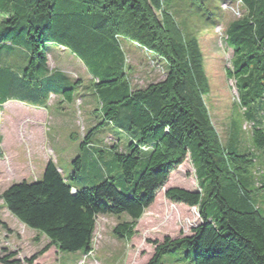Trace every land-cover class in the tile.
Instances as JSON below:
<instances>
[{"label":"trees","instance_id":"obj_1","mask_svg":"<svg viewBox=\"0 0 264 264\" xmlns=\"http://www.w3.org/2000/svg\"><path fill=\"white\" fill-rule=\"evenodd\" d=\"M229 2L246 8L228 24L225 42L233 53L226 75L235 80L252 129L249 148L223 145L205 100L210 84L200 41L184 32L163 0H0V48L7 54L21 48L29 61L23 76L0 67V94L70 97L75 86L62 85V73H49L46 44L67 47L91 74L104 119L129 139L122 151L117 143L109 146L121 164L124 189L112 177L76 188L49 160L40 179L13 183L0 194L14 217L48 239L27 262L52 246L90 253L100 215L122 219L113 233L131 239L158 191L190 158L199 190L170 187L165 196L197 207L201 222L189 236L156 242L146 264L183 244L193 249L188 255L194 264H264V170L257 171L259 179L251 176L264 154V0ZM124 38L165 63L163 79L144 88L130 84ZM14 255L0 256V263L19 264Z\"/></svg>","mask_w":264,"mask_h":264},{"label":"rangeland","instance_id":"obj_2","mask_svg":"<svg viewBox=\"0 0 264 264\" xmlns=\"http://www.w3.org/2000/svg\"><path fill=\"white\" fill-rule=\"evenodd\" d=\"M163 1L184 32L193 31L200 41L210 84L205 100L223 145L251 147V126L244 122L235 80L226 75L233 58L232 50L225 42L226 28L231 21L244 16L246 8L230 0ZM157 14L161 17L160 12ZM217 19L219 23L214 26ZM122 44L126 52L125 74L132 86L144 88L164 78V62L129 39H122ZM46 51L49 73L65 75L67 80L62 85H74V94L70 97L68 94L23 97L13 92L6 94L7 101L0 94V150L3 154L0 158V194L13 183L40 179L49 160L76 188L91 187L112 177L116 185L124 189L121 164L116 151L109 146L117 143L118 151H122L129 140L126 133L104 119L92 76L81 59L69 48L56 44H46ZM5 52L6 48H0V67L8 66L23 76L29 63L23 49H15L10 54ZM78 79L81 81L76 85ZM31 84L38 88L41 85ZM18 98L25 99L21 102L28 105L26 114L18 109L17 104L24 105ZM261 170H264L263 153H259L258 162L252 165V179H259ZM170 187L199 190L190 158L158 191L155 202L138 221L134 237L129 240L117 237L113 227L122 219L100 215L90 253L59 251L52 246L33 263L26 259L41 250L48 239L21 223L0 199V256L14 253L12 259H19V264H146L154 255L156 242H163L165 237L189 236L201 222L197 207L173 203L166 198L165 192ZM192 250L185 244L173 247L155 264H194L193 256L188 255Z\"/></svg>","mask_w":264,"mask_h":264},{"label":"crops","instance_id":"obj_3","mask_svg":"<svg viewBox=\"0 0 264 264\" xmlns=\"http://www.w3.org/2000/svg\"><path fill=\"white\" fill-rule=\"evenodd\" d=\"M20 103H23L24 105L21 104H17L18 109L23 111V114H26L27 110H28V105L25 104L24 102L19 101ZM20 105V106H19ZM27 105V106H26ZM31 109V108H30ZM25 117H28L27 115H24Z\"/></svg>","mask_w":264,"mask_h":264},{"label":"water","instance_id":"obj_4","mask_svg":"<svg viewBox=\"0 0 264 264\" xmlns=\"http://www.w3.org/2000/svg\"><path fill=\"white\" fill-rule=\"evenodd\" d=\"M75 191V190H74Z\"/></svg>","mask_w":264,"mask_h":264}]
</instances>
